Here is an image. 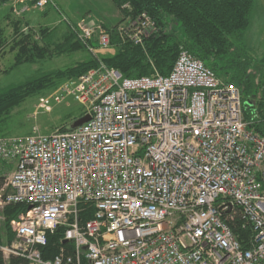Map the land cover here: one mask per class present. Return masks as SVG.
<instances>
[{"label":"built area","instance_id":"1","mask_svg":"<svg viewBox=\"0 0 264 264\" xmlns=\"http://www.w3.org/2000/svg\"><path fill=\"white\" fill-rule=\"evenodd\" d=\"M9 1L23 12L56 7V0ZM65 20L91 54L95 43L110 48L105 29ZM156 32L143 14L119 33L141 45ZM63 94L75 97L89 122L0 139V168H13L2 174L0 214L27 207L11 222L16 238L1 249L6 259L264 264V137L246 121L238 86L182 50L167 76L125 78L99 61ZM61 98H42L39 107L51 111ZM85 205L95 210L86 222ZM60 228L63 246L46 260L49 235Z\"/></svg>","mask_w":264,"mask_h":264},{"label":"trees","instance_id":"2","mask_svg":"<svg viewBox=\"0 0 264 264\" xmlns=\"http://www.w3.org/2000/svg\"><path fill=\"white\" fill-rule=\"evenodd\" d=\"M109 1L123 9L124 14L131 18L129 20L134 21L143 14L151 17L157 27L156 34L145 37L141 45H135L127 39H120L118 36L109 33L110 48L115 50L114 55L103 59L92 58V60L79 63L63 73L59 71L56 74L44 76L40 80L27 81L5 91H0V125L5 120L4 118H7V115L9 117L27 99L43 93L45 90L53 89L54 85H57L53 81L56 77L58 80H78L82 75L97 68L99 61L105 63L108 68L119 71L125 78L152 76L156 71L162 76H167L171 73L180 52L185 50L195 59L203 62L218 78H221V74L225 73L230 78L227 82L238 86L242 94L246 121L251 122V127L264 137V99L262 98L255 106L249 100L257 92L259 93V89L256 87L255 78L249 74L252 59L244 45L245 35L251 26L255 4L253 0ZM7 2V0H0V5ZM12 5L14 10L17 8L19 14L26 15L28 13H23L20 11V7ZM57 7L56 2V7L53 8ZM167 29H169V32ZM15 30L20 34V36H16L21 38L19 45L16 44V39L9 43L3 30L0 29V59L2 53L6 52L8 47L11 46L12 52L17 50L14 65L0 72L7 74L24 64L34 65V63L45 61L53 55L50 47L40 46L37 41H33L30 32H23L22 34L19 31L18 23L15 24ZM68 34L69 36L66 37L63 43L55 46L54 51L57 55L72 54L82 49L87 50L85 45L76 40L70 29ZM118 34L121 36L120 33ZM260 64L264 73V55L260 60ZM69 127L64 126L60 129L63 133H67ZM7 138L13 137L0 136V139ZM9 169L10 166H6V169L4 167L0 168V190L5 183L2 174ZM82 210L80 217L82 221L86 222L93 219L95 210L91 205L83 206ZM26 211L27 207L15 205L0 214V264H29L26 259L20 257L11 256L6 259L1 250L3 247H10L14 243L16 236L11 228V222ZM1 218L4 220L2 221ZM237 232L243 240L250 237L249 232ZM63 235L64 230L61 228L55 234L49 235V245L43 251L44 259L49 260L58 254L60 247L63 246L61 240Z\"/></svg>","mask_w":264,"mask_h":264},{"label":"rangeland","instance_id":"3","mask_svg":"<svg viewBox=\"0 0 264 264\" xmlns=\"http://www.w3.org/2000/svg\"><path fill=\"white\" fill-rule=\"evenodd\" d=\"M7 1L6 4L0 5V29L3 30L9 43L16 39V44H20L21 38L16 37L20 34L15 30V24L18 23L19 31L22 34L23 32H30L32 40L37 41L40 46L50 47L53 55L45 61L34 63V65L24 64L7 74L0 72V91H5L27 81L40 80L44 76L56 74L59 71L63 73L79 63L92 60V58L103 59L115 54L113 48L104 49L95 43L92 54L82 49L72 54L57 55L54 51L55 46L63 43L66 37L69 36V28L65 18L74 25L82 20L93 22L105 29L110 35L118 36L120 39L123 38L118 33L121 29L127 27L129 19H131L124 14L123 9L109 0H56L57 8L49 7L44 10L48 12L47 16L44 13L42 14L44 11L38 10H32L26 15L19 14L17 8H15V11L14 6L9 0ZM253 1L255 4L251 26L245 35L244 45L252 59L249 74L253 75L256 87L259 89V93L257 92L255 95L256 97L253 96L249 99L255 106L262 98L264 99V73L260 64V60L264 55V0ZM167 30L169 32V29ZM10 48L11 46L6 49V52L2 53L0 71L9 69L15 63L17 50L12 52ZM219 79L227 82L230 78L222 73ZM76 80H58L57 77L54 78L53 81L57 85H54L53 89L45 90L43 93L27 99L9 117L7 115V118H4L5 120L0 125V136L23 138L30 136L34 129L44 135L63 133L60 128L70 126L74 119L85 116V108L77 102L75 97L63 94L67 85H73ZM52 96H61V103H53L51 111L42 110L39 107L40 99ZM10 171H13V168Z\"/></svg>","mask_w":264,"mask_h":264},{"label":"water","instance_id":"4","mask_svg":"<svg viewBox=\"0 0 264 264\" xmlns=\"http://www.w3.org/2000/svg\"><path fill=\"white\" fill-rule=\"evenodd\" d=\"M91 119V117L89 115H86L84 117H81L79 119H77L76 121H74L70 127H69V132H72L80 127H82L84 124H86L87 122H89Z\"/></svg>","mask_w":264,"mask_h":264},{"label":"crops","instance_id":"5","mask_svg":"<svg viewBox=\"0 0 264 264\" xmlns=\"http://www.w3.org/2000/svg\"><path fill=\"white\" fill-rule=\"evenodd\" d=\"M43 13H44V14H46V16H47V14H48V12H47V11H46V12H45V11H44V12H42V14H43Z\"/></svg>","mask_w":264,"mask_h":264},{"label":"bare ground","instance_id":"6","mask_svg":"<svg viewBox=\"0 0 264 264\" xmlns=\"http://www.w3.org/2000/svg\"><path fill=\"white\" fill-rule=\"evenodd\" d=\"M80 78V77H79ZM86 116V115H85Z\"/></svg>","mask_w":264,"mask_h":264}]
</instances>
